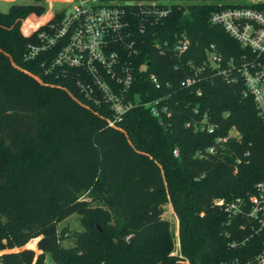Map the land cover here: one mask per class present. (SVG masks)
<instances>
[{
	"label": "trees",
	"instance_id": "1",
	"mask_svg": "<svg viewBox=\"0 0 264 264\" xmlns=\"http://www.w3.org/2000/svg\"><path fill=\"white\" fill-rule=\"evenodd\" d=\"M187 1L138 36L134 61L132 91L142 101L161 98L170 116L160 123L148 107L136 104L124 114L123 132L107 127L64 89L27 73L40 69L36 60H23L26 44L61 12L53 15L38 3L0 11V250L41 232L35 264H44L45 254L54 264H219L260 249L261 234L230 246L247 234V219L212 203L246 199L264 178V125L244 95L243 80L237 73L225 79L204 63L210 44L223 59L243 50L209 21L229 0ZM246 5L264 12V0ZM30 14L38 18L27 19L24 29L42 24L22 34ZM181 36L190 44L178 57L171 44ZM156 42H167L163 52ZM194 70L196 83L180 86ZM193 109L206 114L213 133L185 127ZM231 129L238 135H230ZM219 136L229 137L214 153L196 155ZM167 201L178 219L176 254H170L174 235L163 217ZM72 213L82 229L73 232L72 246L63 247L54 226ZM240 222L246 230L238 229ZM31 259L28 249L0 253V264Z\"/></svg>",
	"mask_w": 264,
	"mask_h": 264
},
{
	"label": "built area",
	"instance_id": "2",
	"mask_svg": "<svg viewBox=\"0 0 264 264\" xmlns=\"http://www.w3.org/2000/svg\"><path fill=\"white\" fill-rule=\"evenodd\" d=\"M72 1L67 9L60 11L57 20L47 22L37 31L35 39L26 44L23 60H36L40 69L39 73H27L40 82L64 89L78 104L101 117L107 127L122 132L124 114L136 104L148 107L160 123L164 116H170L169 107L161 103V98L142 101L132 91L134 61L142 42L138 36L150 33L153 26L169 15L173 5H183L187 0ZM255 2L229 0L228 6L210 14L209 21L221 26L243 50L235 57L223 59L210 44L204 63L225 79L232 73L241 77L244 95L252 98L264 125V12L246 5ZM166 43L156 42L155 46L163 52ZM189 44L188 38L181 36L171 44V49L179 57ZM65 79L71 86L62 83ZM148 79L159 87L154 74H149ZM197 80V70H194L180 81V86L191 87ZM193 113L185 127L194 132H214L215 125L205 113L200 114L197 109ZM230 135L238 134L231 129ZM229 136L216 137L213 145L198 150L196 155L202 158L214 153L217 145ZM173 154L177 155L176 149ZM212 203L228 215L247 219L248 227L245 222L238 224V229L247 227V234L240 239L233 238L230 246L243 243L253 234L264 236V178L255 183L254 192L246 199L215 198ZM262 241L254 254L222 260L219 264H264V237Z\"/></svg>",
	"mask_w": 264,
	"mask_h": 264
},
{
	"label": "rangeland",
	"instance_id": "3",
	"mask_svg": "<svg viewBox=\"0 0 264 264\" xmlns=\"http://www.w3.org/2000/svg\"><path fill=\"white\" fill-rule=\"evenodd\" d=\"M72 0H0V11L6 12L8 8L12 4H31V3H38L45 7V10H49L52 13L60 12L62 10L67 9L71 4ZM29 18L36 20L38 16L34 14H30L26 19L22 21L21 24V32L22 34H29L37 27H39L42 23H39L35 27L26 28L24 29L25 21ZM235 133L234 131H232ZM236 134V133H235ZM163 217L168 220L169 227L173 231L174 235V243H173V250L170 254L178 253V219L173 211L171 203L168 201L164 203V211ZM82 229V224L77 214L72 213L65 217L64 219L57 222L54 226V234L56 237V241L59 242L63 247H69L74 244V236L73 232L79 231ZM43 237V233H39L33 237H30L25 243L21 245H15L13 247H5L0 250V253L3 251L8 250H20V249H28L32 251V259L31 264H35L37 261L38 255L42 252L41 247L39 246V240ZM44 264H54L49 255L45 254Z\"/></svg>",
	"mask_w": 264,
	"mask_h": 264
}]
</instances>
